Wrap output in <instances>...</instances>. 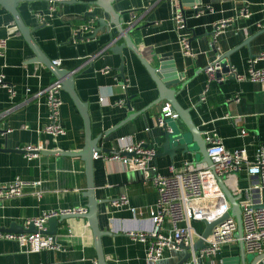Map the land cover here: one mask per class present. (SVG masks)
I'll use <instances>...</instances> for the list:
<instances>
[{
    "label": "crops",
    "instance_id": "obj_1",
    "mask_svg": "<svg viewBox=\"0 0 264 264\" xmlns=\"http://www.w3.org/2000/svg\"><path fill=\"white\" fill-rule=\"evenodd\" d=\"M77 1L75 5H59L54 12H48L45 1L23 3L19 11L25 24L35 29L32 35L42 53L51 60H60V69L74 72L75 89L81 100L89 104L92 138H101L100 146L112 151H117L121 138L155 147L159 156L153 165L163 176L169 175L172 165L178 170L187 161L203 165L191 153L177 151L173 157L165 154L164 131L158 124V117L167 101L157 103L158 87L131 49L123 48L122 55L112 51L125 41L118 39L113 26L109 31L100 29L94 17L89 18L92 15L109 20L100 8L91 4L96 0ZM199 1V7L209 6L212 10L196 17L189 2L183 7L191 33L193 57L182 53L169 0H117L115 7L118 11H135L124 19L127 23L132 19L130 23L140 26L131 35L144 58L153 67H159L160 59L167 57L168 65L175 67L180 76L176 83L177 101L190 111L202 137L214 134L226 149L245 148L253 157L259 144L264 143L263 85L228 78L209 82L206 69L221 54L237 49L231 55V65L245 73L248 61L264 52V34L250 42L249 47L242 46L246 39L264 30V0ZM32 9L45 12V27L37 29L41 25L36 22L39 19L36 14L30 12ZM245 10L247 17L241 15ZM221 21H228V25L215 42L214 27ZM0 24V38L7 39L5 56H0V78L3 76L4 82L14 91L11 96L0 86V183L16 178L40 181L42 185L38 189L43 192L40 199L31 189L20 198L0 201V228L9 230L13 225L25 227L28 220L43 212L88 210L89 178L81 157L60 154L79 153L85 148L86 129L80 110L69 93L62 89L60 120L66 135L53 137L43 132L49 110L46 95L39 93L57 77L36 61L35 52L13 16L2 7ZM85 26L99 29L97 36L76 41L75 32ZM89 35L92 31L85 30L82 36ZM207 85L209 91L202 100ZM120 101H124V105H117ZM129 114L134 115L133 119L124 124ZM166 119L178 130L188 132L181 119ZM242 130L247 132L245 136L241 135ZM28 145L40 146L44 152L28 160L20 152ZM102 155L103 158H93V180L99 201L98 222L104 233L102 249L106 264H148V238L142 241L128 233L151 230L150 209L157 203V188L151 179H145L142 171H127L121 163L107 162L104 159L107 155ZM153 175L150 171V177ZM247 187L248 176L243 170L239 173L237 188ZM122 196L128 197V207L119 208L113 204ZM193 225L200 234L204 232L203 222ZM57 229L54 238L60 246L58 250L27 254L15 242L0 241V264H99L93 231L86 218H67L58 223ZM185 255L183 249L166 251L159 264H178ZM238 255L237 241L224 247L216 257L199 259L197 263L192 258L187 264H222L225 259Z\"/></svg>",
    "mask_w": 264,
    "mask_h": 264
},
{
    "label": "built area",
    "instance_id": "obj_2",
    "mask_svg": "<svg viewBox=\"0 0 264 264\" xmlns=\"http://www.w3.org/2000/svg\"><path fill=\"white\" fill-rule=\"evenodd\" d=\"M50 5V11H56L57 7L65 2L73 0H42ZM172 8V17L178 33V40L183 55L193 57L191 45V33L186 24L184 8L181 0H169ZM196 17H200L206 11H211V7L203 8L195 5ZM241 15L247 17V11H242ZM39 17V16H38ZM41 19V17H39ZM228 21H221L215 24L214 40L223 33ZM134 24L131 23V27ZM2 28L0 24V29ZM79 30L85 31V27ZM75 32V37L78 31ZM7 50V39L0 38V56L4 57ZM221 56V55H220ZM218 56L206 69L208 81H224L233 77L238 82L259 83L264 87V52L248 61L247 71L240 73L239 70L229 65L227 74L216 76L217 71H221V61ZM60 60L53 61V65L59 67ZM0 86L6 88L11 96H14L13 89L4 82V77L0 78ZM126 89L127 83L123 85ZM63 85L56 80L39 93L46 95V105L49 110V117L43 129L48 135L61 137L66 135V130L60 120V111L63 105L61 91ZM209 91V85L203 92L202 100ZM117 105H124L120 101ZM168 117L174 119L178 115L173 112L170 104L162 109V114L158 117L159 126L164 125V120ZM247 132L242 130L241 135ZM1 135H5L2 133ZM204 140L207 143V153L212 162L211 166L206 164L194 165L185 162L180 170L173 165L169 168V175L163 176L157 172L153 165L157 155V149L146 145L144 142L133 143L121 138L119 141L118 154H111L104 157L107 162H118L127 171H142L145 179H151L158 191V200L154 207L150 209L151 230L147 233L131 231L128 234L134 238L145 241L149 240L146 260L148 264H159L164 259L166 251L177 252L182 250L181 245L192 249L200 239L201 234L194 228V222L217 221L229 213L231 205L222 190L220 180H230L234 175L245 170L248 176V187L243 190L237 188L236 195L240 198L243 221V241L245 251L251 255L264 254V143L259 144L253 157H250L247 150H228L216 135H207ZM25 158L33 160L42 151V147L28 145L22 147ZM123 153L133 154L132 159L123 156ZM103 158L102 153H94V159ZM150 171L154 173L150 177ZM239 184V181H238ZM237 184V185H238ZM42 185L40 181H25L16 178L9 183H0V201L22 197L27 190H34V195L40 199L42 191L38 188ZM116 207H128L127 196L120 197L113 202ZM135 213L136 209L130 208ZM86 208L68 209L61 211L43 212L39 217L28 220L25 228L28 229L31 223L34 224V233H8L0 228V241H12L19 245L24 253H40L43 250H58L54 236L48 234V220L62 215H84ZM237 222L235 218L229 217L218 224L211 235L205 240L206 247L193 253V261L199 259L213 258L219 255L223 248L236 243ZM191 258V259H192ZM187 264V263H185Z\"/></svg>",
    "mask_w": 264,
    "mask_h": 264
},
{
    "label": "water",
    "instance_id": "obj_3",
    "mask_svg": "<svg viewBox=\"0 0 264 264\" xmlns=\"http://www.w3.org/2000/svg\"><path fill=\"white\" fill-rule=\"evenodd\" d=\"M42 0H0V7L4 8L7 12H9L19 30L23 34L25 40L30 45V47L33 49V51L36 54V61L39 63H43L45 66L49 68V70L57 77V80L61 81L63 85V89L69 93L71 96L74 104L76 107L80 110L82 117L85 122V134H86V145L83 151L79 153H60L63 156H75V157H81L83 161L86 164L87 167V176L89 178L88 183V189L86 191V197L89 199L88 204V210L87 213L84 215H62L60 217H53L48 220L49 230L48 234L52 236H56L57 234V226L60 221H63L67 218L71 217H82L86 218L90 228L93 231L94 239H95V248L98 253V260L99 264H106V260L103 254L102 249V236L103 231L100 229L99 222H98V215H99V201L95 196V185H94V177H93V165H94V153H102V154H118L119 151H112L106 148H103L100 146V139H93L91 135V122L90 118L88 117V108L89 104L87 102H84L79 97L76 89H75V74L72 71L60 69L57 66L53 65V61L49 58H47L39 48L38 44L35 42L32 33L35 31L34 28L28 27L19 11V6L23 3H34L39 2ZM117 0H96L93 4L94 6L100 8L108 17L109 20H106L104 18H97V16H90L89 18L94 17V22H98L100 25V29L106 28L107 31H109V27L113 26L118 34V39L122 38L125 43L121 45H116L112 48V51L122 55L123 48H129L131 49L142 61L143 65L146 67L148 72L150 73L152 79L156 83L160 96L158 98V102L167 101L168 104H170L171 109L175 114L178 115V119H181L186 127L188 132H182L180 129L178 130L177 127L172 126L167 122V119L164 120V125L162 126V129L164 131V152L165 154L173 157L176 155L177 151H181L182 154H188L191 153L195 156L196 160L200 163L206 164L208 166L212 165V162L208 156L207 153V143L202 137L201 131L198 130V128L195 126L191 119L190 111L183 109L178 101H177V82L180 80V76L177 73L175 67H172V65H168L167 57H163L160 59L159 67H153L142 55V53L137 48L136 44L132 40V33L134 31H138L140 29V26H137L136 23H133L134 26L131 27V21L132 19L127 23L124 19L125 15H129L131 13H135V11H118L115 7V3ZM189 2L190 6L193 8L195 5H197L200 1L199 0H181V5L184 7V4ZM46 3V2H44ZM77 0H73L71 2H65L61 5H75L77 4ZM47 8L48 12L50 11V5L48 3ZM200 4V3H199ZM197 12L196 10H194ZM32 14H36L37 18L41 17V19H36V22L38 26L41 25V27L46 26V19H45V12L44 11H38L35 9L30 10ZM185 13V11H184ZM39 16V17H38ZM130 23V24H129ZM128 24V27H125V25ZM86 31H92V35H89L88 37H83V33L85 31L79 30L76 36V41H85L90 40L92 38H95L97 36L98 30L95 28L92 29L89 26H85ZM264 34V30L260 31L258 34H256L253 37H250L246 39L242 46L249 47L250 42H252L255 38H257L259 35ZM114 39H112L113 41ZM213 47L216 48V45L213 44ZM237 49H233L232 51H229L227 53H223L220 56L221 61V71H217L216 76L219 78L222 73L227 74L229 71V65H231V55L236 51ZM228 79H233V77H228ZM133 114H129L125 123H128L133 119ZM123 125V124H122ZM121 126V125H120ZM107 136L109 134H106ZM21 153L25 154L22 150H20ZM44 151H41L40 153H43ZM55 154V153H52ZM123 156H126L128 159H132L134 156L133 154H127L123 153ZM159 156L158 153L156 157ZM239 181V174L234 175V177L230 180H220V185L222 187L223 192L225 193L230 205L231 209L229 213H227L224 217L221 219H218L217 221H213L211 223L205 221V230L201 234L200 239L195 243L194 247L190 249L189 247H186L184 244L181 245V248L186 252V255L184 258L178 263V264H185L187 263L192 257L193 253L204 249L206 247L205 240L211 235L212 230L220 223H222L224 220H226L229 217L235 218L237 222V232H236V239L238 240V246H239V255L236 257H229L223 261L222 264H259L264 261V254L261 255H252V259L248 258V254L245 251L244 241H243V221H242V210L240 206V198L236 195L237 193V184ZM3 232H9V233H34L36 232V229L34 227V224L31 223L29 225V228L26 229L23 226L13 225L9 230L1 229Z\"/></svg>",
    "mask_w": 264,
    "mask_h": 264
},
{
    "label": "rangeland",
    "instance_id": "obj_4",
    "mask_svg": "<svg viewBox=\"0 0 264 264\" xmlns=\"http://www.w3.org/2000/svg\"><path fill=\"white\" fill-rule=\"evenodd\" d=\"M252 257H253V256H252L251 254H248V258H249V259H252Z\"/></svg>",
    "mask_w": 264,
    "mask_h": 264
}]
</instances>
